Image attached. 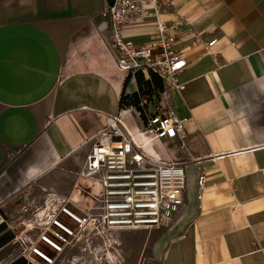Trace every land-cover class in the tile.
<instances>
[{
    "label": "crops",
    "instance_id": "0c3cea01",
    "mask_svg": "<svg viewBox=\"0 0 264 264\" xmlns=\"http://www.w3.org/2000/svg\"><path fill=\"white\" fill-rule=\"evenodd\" d=\"M106 4L0 0V264H22L16 234L28 215L19 209L33 199V185L72 196L67 206L79 213L78 203L101 188L81 175L85 157L122 93L151 107L161 90L158 75L117 67L108 34L97 30ZM178 17L195 28L178 40L191 65L178 75L185 88L172 92L189 137L155 151L185 165V205L142 264H264V0L165 2L160 18L171 25ZM156 24L147 16L123 32L150 43ZM212 39L214 56L205 49Z\"/></svg>",
    "mask_w": 264,
    "mask_h": 264
},
{
    "label": "built area",
    "instance_id": "2783aa9c",
    "mask_svg": "<svg viewBox=\"0 0 264 264\" xmlns=\"http://www.w3.org/2000/svg\"><path fill=\"white\" fill-rule=\"evenodd\" d=\"M169 1L115 0L113 5L106 4L97 30L108 34L107 44L117 67L129 74L154 73L162 79L163 88L152 96L151 107L147 98L140 95L137 102L120 96L118 112L107 116L85 157L81 175L95 179L101 188L92 193L87 204L77 202L79 213L67 206L74 202L72 196L60 197L45 187L40 207L33 209L31 198L20 207L19 213L28 217L21 219L22 230L16 239L19 254L28 261L41 264L40 258L55 264L57 257L38 247L44 242L58 254L64 251L65 247L47 234L52 232L62 238L54 227L74 237L109 238L124 229L170 228L177 220L185 205V165L165 159L155 146L176 139L185 146L189 137L172 92L185 88L178 75L191 65L177 48L178 40L192 34L195 28L185 17H178L171 25L160 18L163 4ZM147 16L156 18L154 41L138 44L124 35L126 23ZM178 28L185 30L179 33ZM216 43L217 39L205 43L206 51L213 56ZM18 153L19 150L11 152L10 157ZM205 183L206 176L201 173L199 198ZM61 213L74 221V229L59 219Z\"/></svg>",
    "mask_w": 264,
    "mask_h": 264
},
{
    "label": "rangeland",
    "instance_id": "374dc122",
    "mask_svg": "<svg viewBox=\"0 0 264 264\" xmlns=\"http://www.w3.org/2000/svg\"><path fill=\"white\" fill-rule=\"evenodd\" d=\"M85 182V185H88ZM94 190L93 187H91ZM29 188L24 189L26 195ZM82 190L88 195L90 189L87 186H82ZM33 209L35 206H41L44 202L45 192L41 185H33L32 189ZM27 196H24V198ZM29 197V195H28ZM25 200V199H24ZM70 221V220H69ZM69 227L74 229L76 224L69 222ZM167 227H152V228H133L124 229L116 232L109 238L100 237H74L66 234L58 229V233L62 238L55 233L48 232L47 234L57 243L65 247L61 254L50 245L41 242L38 247L51 257H57L55 264H142L147 263L150 259L146 256L157 240L158 236ZM18 248V243L15 244ZM20 254L16 253L15 256ZM36 257V256H35ZM41 264H48L46 261L38 258Z\"/></svg>",
    "mask_w": 264,
    "mask_h": 264
},
{
    "label": "trees",
    "instance_id": "16d2710c",
    "mask_svg": "<svg viewBox=\"0 0 264 264\" xmlns=\"http://www.w3.org/2000/svg\"><path fill=\"white\" fill-rule=\"evenodd\" d=\"M158 87L162 90L163 85H160V86H158ZM124 96L131 97V99H132L133 101H135V102L138 101V93H134V94H125V92H123V93H122V97H124Z\"/></svg>",
    "mask_w": 264,
    "mask_h": 264
},
{
    "label": "water",
    "instance_id": "95a60500",
    "mask_svg": "<svg viewBox=\"0 0 264 264\" xmlns=\"http://www.w3.org/2000/svg\"><path fill=\"white\" fill-rule=\"evenodd\" d=\"M109 5H113L115 0H106ZM24 257V256H23ZM21 258L22 264H34L30 261H28L25 257Z\"/></svg>",
    "mask_w": 264,
    "mask_h": 264
},
{
    "label": "bare ground",
    "instance_id": "6f19581e",
    "mask_svg": "<svg viewBox=\"0 0 264 264\" xmlns=\"http://www.w3.org/2000/svg\"><path fill=\"white\" fill-rule=\"evenodd\" d=\"M52 244V243H51Z\"/></svg>",
    "mask_w": 264,
    "mask_h": 264
}]
</instances>
